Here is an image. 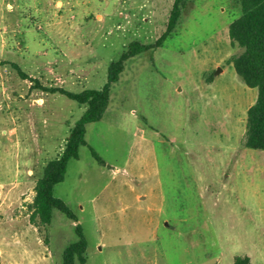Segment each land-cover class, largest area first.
<instances>
[{"label":"rangeland","instance_id":"374dc122","mask_svg":"<svg viewBox=\"0 0 264 264\" xmlns=\"http://www.w3.org/2000/svg\"><path fill=\"white\" fill-rule=\"evenodd\" d=\"M173 3L0 0V264H63L78 240L59 209L31 219L86 108L51 89H100L131 42L158 40ZM240 14L234 0H193L161 46L126 61L54 190L86 264H264V150L242 145L258 89L229 61Z\"/></svg>","mask_w":264,"mask_h":264},{"label":"trees","instance_id":"16d2710c","mask_svg":"<svg viewBox=\"0 0 264 264\" xmlns=\"http://www.w3.org/2000/svg\"><path fill=\"white\" fill-rule=\"evenodd\" d=\"M193 0H174L166 29L154 44L133 41L122 56L110 63L107 80L100 89H85L79 93L58 87L52 92H60L78 103L85 105V111L76 121L67 139L62 154L50 160L35 186V196L31 204V219L39 224H49L54 209H59L76 222L78 240L66 246L63 264H86L87 240L78 217L71 208L55 195V186L64 181L71 159L79 157L80 146L88 145L87 125L102 119L110 102L111 87L125 69L126 61L144 51L155 49L172 34L182 16L183 8ZM241 8V14L229 27L232 43L240 47V52L230 58L237 75L249 87L257 88L255 102L247 110L246 128L242 145L251 149L264 150V0H234ZM94 157L104 165L101 158ZM235 264H249V257L237 258Z\"/></svg>","mask_w":264,"mask_h":264},{"label":"crops","instance_id":"0c3cea01","mask_svg":"<svg viewBox=\"0 0 264 264\" xmlns=\"http://www.w3.org/2000/svg\"><path fill=\"white\" fill-rule=\"evenodd\" d=\"M155 195L154 194H152V198L154 197ZM141 198H143V197H141ZM83 208V207H82Z\"/></svg>","mask_w":264,"mask_h":264}]
</instances>
